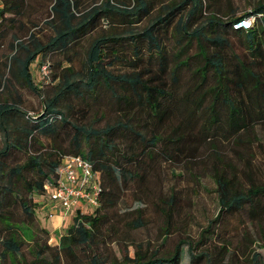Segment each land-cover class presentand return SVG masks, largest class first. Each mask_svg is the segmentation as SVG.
<instances>
[{"label": "trees", "instance_id": "obj_1", "mask_svg": "<svg viewBox=\"0 0 264 264\" xmlns=\"http://www.w3.org/2000/svg\"><path fill=\"white\" fill-rule=\"evenodd\" d=\"M29 1L0 0V48H5L0 53V264H185L186 257L187 264H264V183L241 184L229 164L211 170L218 210L198 240L181 238L171 252L163 253L149 243H122L117 226L105 225L106 214L131 184L137 180L140 187L145 182L136 171L142 158L153 161L161 155L170 162L183 152L193 137L197 112H209L203 123L209 129L217 124V106L223 105L226 132L238 143H244L241 133L264 125V0L244 14L230 12L226 17L206 16L204 0L162 3L156 16L152 12L157 0H90L88 6L82 0H45L50 2L43 20L50 30L45 39L39 25L19 20ZM146 18L148 26L137 32L134 27ZM248 18V29L233 28ZM101 24L111 31L93 36L80 59L77 49ZM234 38L241 53L231 51ZM168 39L177 47L171 55ZM129 41L132 59L125 50ZM194 43L197 52L190 55ZM143 45L150 61L149 67L140 68ZM195 59L200 62L194 69L196 81L179 94V71ZM117 62L130 71L113 72ZM44 65L48 77L35 82L31 68ZM209 72L215 85L204 88ZM20 90L40 99L39 111L24 108ZM101 106L116 116L112 123L94 128L97 120L88 124L86 119ZM174 121L178 124L163 137L159 129H169ZM205 132L203 127L199 138ZM160 143L164 148L156 149ZM67 155L88 161L98 173V205L74 215L53 247L42 230L45 242L34 243L27 261L23 230L35 219L37 200H47L44 187L57 183ZM249 157L246 168L252 166ZM170 198L173 203L174 194ZM131 211L136 217L126 228L143 227V209L128 214ZM242 212L259 235L247 254L241 246L231 249L226 236L217 235L230 230L228 218ZM211 237L218 238V248L209 247ZM111 244L118 245L120 256L111 251Z\"/></svg>", "mask_w": 264, "mask_h": 264}, {"label": "rangeland", "instance_id": "obj_2", "mask_svg": "<svg viewBox=\"0 0 264 264\" xmlns=\"http://www.w3.org/2000/svg\"><path fill=\"white\" fill-rule=\"evenodd\" d=\"M171 1L174 0H157L152 16L157 15L160 4ZM204 1L207 5L206 16L211 14L218 17H226L230 12H233L234 16L248 12L259 0ZM90 2V0H82L84 6H88ZM28 5L25 9V14L19 20L27 26H30V22L39 25V30H42L43 34L42 38L45 39V36L50 35V30L43 25V20L48 15L50 2L45 0H30ZM149 22L150 18H146L134 28L139 32L146 28ZM117 28L123 29L122 26H118ZM106 31L109 33L111 28H107V26L105 27L101 24L94 34L85 38L77 49L78 57L80 59L83 58V54L93 36L104 34ZM17 33L20 34L19 31ZM9 41L10 35L4 41V46ZM165 43L170 55L173 54L177 47L174 46L171 39H168ZM145 45L141 46L143 55L140 68L149 67V54ZM125 50L127 57L132 59L133 46L130 44V41ZM231 51L234 53L242 52V47L236 38L232 40ZM2 52H5V48H0V53ZM196 52L197 48L194 43L189 54L194 55ZM199 66V59H195L190 62L188 67L179 71L181 81L179 94L196 81L194 80V69ZM76 67H79L78 63H76ZM114 67L113 72L115 73L130 71L127 65L119 62ZM153 67L154 69L156 68L154 61L152 63ZM31 71L35 82H37L40 79V73L34 66L31 68ZM261 71L264 73V68ZM215 81L214 75L212 72H209L204 88L215 85ZM20 93L25 109L32 112L40 110L41 102L38 97L27 90H20ZM216 110L218 117L217 124L209 129L207 128V124H203L209 116V112L202 114L203 111H199L196 113V117L194 118L196 124L192 130L193 137L189 142L184 143L185 148L181 154H178L177 158L171 159L169 162L159 155L153 161H150L148 157L140 160L141 164L138 167L136 166V171H138V175L142 174L145 176V182L140 187L137 186V180L131 184L130 189L124 194L118 206L106 214L105 225L107 227H110L112 224L117 226L118 235L116 237H119L118 241L122 243L124 241H133L136 244L149 243L151 248L160 247L161 252L169 253L181 238L198 240L202 230L215 217L218 210L214 185L210 178L213 167L218 166L222 168L226 164L231 165L234 168L233 172L237 174L241 184L245 186L248 185V182L253 181L264 183V125L258 123L250 132L241 133L239 138L244 143H238L235 138L233 139L226 132L228 125L226 108L223 105H218ZM93 112L95 115L89 114L86 120L88 124H92L97 120L93 124L94 128H102L107 123H112L116 116L115 113L103 106L94 109ZM177 120L179 121V119ZM177 124L178 122L174 121L171 123L169 129L165 131L159 129L158 132H161V135L164 137ZM203 127H205L206 132L203 134V138H199V132ZM1 146L2 142L0 140ZM158 148L162 149L164 145L160 143L156 149ZM247 154H251L249 160L252 161V166L250 168H246L244 164ZM246 174H248L247 177L245 176ZM173 194V203H170V196ZM37 201L38 206L35 209V219L27 228L24 227L25 229L23 230L25 239L27 240V243L23 247V254L27 261L32 259L30 251L34 243L43 244L45 242L46 234L43 232L44 230L49 234L46 241L47 245L53 247L57 242L58 235L65 233L71 225L74 215L60 212L50 217L47 207L48 201L43 198H39ZM80 206H82V203H80ZM136 208L143 209L144 226L130 230L126 228V224L128 221L135 219L136 214L132 213V211L130 212L132 214H128V211ZM228 228L230 230L227 229L226 233L223 230H219L217 235L218 238L226 236V243L230 242L231 249L236 250V247L241 246L242 252L247 254L248 251H252L255 248L253 243L258 240V231L249 223V218L245 212H242L237 217L228 218ZM244 235V239L247 241L243 240ZM218 238L211 237L210 244H208L211 249L218 248V245H220V243H215L218 241ZM50 239L53 240L50 241ZM164 239L165 242L161 246ZM110 248L117 256L121 255L118 245L111 244ZM187 259L186 257L185 264L188 262Z\"/></svg>", "mask_w": 264, "mask_h": 264}, {"label": "built area", "instance_id": "obj_3", "mask_svg": "<svg viewBox=\"0 0 264 264\" xmlns=\"http://www.w3.org/2000/svg\"><path fill=\"white\" fill-rule=\"evenodd\" d=\"M1 6L2 3L0 2V8ZM251 20L250 18L240 19L233 24V28L248 29ZM38 72L40 79L48 77L49 71L46 65L42 66ZM44 188L47 192L48 203L65 214L72 213L76 209H80L76 214L92 210L98 205L101 192L98 173L93 170L88 161L75 155L63 157L58 170L57 183L54 187L46 185ZM52 240L50 239V241Z\"/></svg>", "mask_w": 264, "mask_h": 264}, {"label": "crops", "instance_id": "obj_4", "mask_svg": "<svg viewBox=\"0 0 264 264\" xmlns=\"http://www.w3.org/2000/svg\"><path fill=\"white\" fill-rule=\"evenodd\" d=\"M47 207H48V210H49V214H50V217L51 216H53V215H55V214H59L60 212H62L61 210H59L58 208H56V207H54V206H52V205H50V204H48L47 205ZM79 210L80 209H76L75 211H73L71 214H76L77 212H79ZM63 213V212H62ZM73 215V216H74ZM58 231V230H57Z\"/></svg>", "mask_w": 264, "mask_h": 264}]
</instances>
